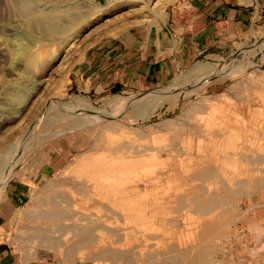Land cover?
<instances>
[{
  "label": "rangeland",
  "instance_id": "1",
  "mask_svg": "<svg viewBox=\"0 0 264 264\" xmlns=\"http://www.w3.org/2000/svg\"><path fill=\"white\" fill-rule=\"evenodd\" d=\"M188 2L0 0L20 264H264V32L147 90L78 89L90 53Z\"/></svg>",
  "mask_w": 264,
  "mask_h": 264
},
{
  "label": "crops",
  "instance_id": "2",
  "mask_svg": "<svg viewBox=\"0 0 264 264\" xmlns=\"http://www.w3.org/2000/svg\"><path fill=\"white\" fill-rule=\"evenodd\" d=\"M183 7L167 23L130 30L90 53L75 74L78 89L110 94L147 90L264 32V0H190ZM22 196L11 191L0 207V264L21 263L11 256L8 243Z\"/></svg>",
  "mask_w": 264,
  "mask_h": 264
},
{
  "label": "bare ground",
  "instance_id": "3",
  "mask_svg": "<svg viewBox=\"0 0 264 264\" xmlns=\"http://www.w3.org/2000/svg\"><path fill=\"white\" fill-rule=\"evenodd\" d=\"M197 88H198V87H197ZM197 88H196V89H197ZM157 97H159V96H157ZM153 99H154V98H153ZM160 100H161V99H160ZM162 100H163V99H162ZM5 185H6V184H5ZM5 185H4V186H5ZM1 191H2V190H1ZM2 194H3V193H2Z\"/></svg>",
  "mask_w": 264,
  "mask_h": 264
}]
</instances>
